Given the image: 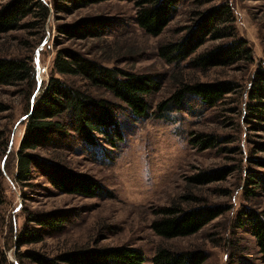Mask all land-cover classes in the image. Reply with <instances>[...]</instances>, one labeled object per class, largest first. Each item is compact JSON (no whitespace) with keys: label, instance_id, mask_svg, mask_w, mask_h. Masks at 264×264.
Returning a JSON list of instances; mask_svg holds the SVG:
<instances>
[{"label":"rangeland","instance_id":"obj_1","mask_svg":"<svg viewBox=\"0 0 264 264\" xmlns=\"http://www.w3.org/2000/svg\"><path fill=\"white\" fill-rule=\"evenodd\" d=\"M42 1L51 8L47 20L29 15L16 29L0 33V57L30 58L36 66L33 91L28 92L26 83L0 86V264H22L28 250L53 256L78 247L122 245L142 250L144 264H154L159 245L201 249L206 256L203 264H264L247 223L250 209H264V120L247 108L255 71L264 68V0L204 4L181 0L174 19L159 36L137 24L133 1L104 0L78 8L67 0ZM5 2L0 0V7ZM220 2L232 10L229 21L221 25L228 26V36L208 40L193 57L224 41L244 38L248 43L243 47L250 49L252 58L243 56L230 65L206 69L191 67L189 59L167 62L159 45L180 39L197 10ZM56 3L71 10L57 12ZM98 15L107 22L101 38L71 39L60 32L61 24ZM62 48L77 49L111 67L152 73L162 82V88L148 96L152 111L176 90V77L190 82L229 81L234 89L213 106L192 98L160 117L139 120L112 94L96 91L116 104L122 137L112 129L111 140L98 133L96 143L85 145L74 137L57 136L56 147L34 152L93 177L101 186L97 195L60 193L40 172L30 183L20 184L15 179L17 151L27 108L53 73V61ZM55 75L79 86L85 83L79 77ZM207 139L212 144L203 142ZM218 172L223 178L199 182L198 175ZM174 200L185 207L215 205L222 213L189 237L166 240L155 233L152 222ZM59 210L70 214L63 231L45 230L42 241L19 244L18 235L26 226L38 227L30 221L35 214Z\"/></svg>","mask_w":264,"mask_h":264},{"label":"trees","instance_id":"obj_2","mask_svg":"<svg viewBox=\"0 0 264 264\" xmlns=\"http://www.w3.org/2000/svg\"><path fill=\"white\" fill-rule=\"evenodd\" d=\"M78 8L104 0H67ZM137 8L136 22L148 34L161 35L174 19L181 0H129ZM212 3L215 0H195ZM39 8V13L35 12ZM54 9L71 10L67 4L56 3ZM51 8L42 0H6L0 7V33L19 27L23 18L39 14L43 20L49 17ZM232 10L229 4L220 2L197 10L193 23L180 39L159 45L160 55L167 61L189 59L191 67L212 68L226 66L241 59H251V51L243 45L244 38L222 42L214 50L193 54L208 40L228 36V26L221 25L229 21ZM107 22L102 16H86L71 23L61 24L60 32L71 39L101 38L106 35ZM232 26H229V30ZM246 52V53H245ZM246 55V56H245ZM52 74L39 95L27 108L24 133L17 151V171L15 179L20 184H28L34 173L41 175L60 192L78 194L87 197L97 195L101 188L93 177L73 170L67 165L52 159L41 158L35 150L53 144L57 136L76 138L85 145L96 143V134L113 138L114 129L119 137V124L115 117L116 104L99 95L96 91L104 90L122 101L130 115L136 119L160 117L169 111L188 104L189 100L199 99L204 104L213 106L234 89L229 81H185L176 77V90L160 101L154 111L151 110L148 96L162 88V82L152 73L135 72L122 67L105 65L98 59L73 49L62 48L53 61ZM56 73L79 77L84 86H79L56 76ZM26 83L28 92L36 83V66L30 58L0 57V86ZM248 109L253 115L264 120V68L255 71L254 80L248 92ZM212 144L213 141H206ZM64 145V144H63ZM264 150V143L262 144ZM1 175V174H0ZM218 174L203 173L198 175L200 183H207L223 178ZM220 177V178H218ZM0 196V204L3 199ZM187 198L188 195L183 196ZM222 210L215 205L200 204L183 206L182 201H173L158 212L152 222V229L160 237L170 240L185 238L199 232ZM68 211L59 210L37 213L30 220L37 228L26 226L18 235L19 244L36 243L44 239L47 233L63 231L69 221ZM247 223L256 237L259 251L264 260V209L247 212ZM47 230L45 233L43 231ZM22 264H144L142 250L122 246L78 247L61 251L56 255H47L41 251L28 250L22 255ZM206 259L201 249L177 250L159 245L156 248L154 264H203ZM25 261H28L26 263Z\"/></svg>","mask_w":264,"mask_h":264}]
</instances>
